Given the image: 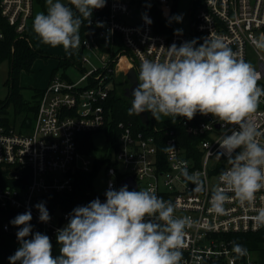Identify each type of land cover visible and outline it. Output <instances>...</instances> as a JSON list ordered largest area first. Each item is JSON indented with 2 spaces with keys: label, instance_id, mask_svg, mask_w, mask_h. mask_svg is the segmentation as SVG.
<instances>
[{
  "label": "built area",
  "instance_id": "2783aa9c",
  "mask_svg": "<svg viewBox=\"0 0 264 264\" xmlns=\"http://www.w3.org/2000/svg\"><path fill=\"white\" fill-rule=\"evenodd\" d=\"M132 1L106 0V5L97 9L99 30L96 35L87 33L80 43L84 54L77 69H81L82 75L76 81L60 75L52 77L42 90L33 122L20 131L6 128L0 115L2 230L17 234L19 228L10 222L18 214L31 210L32 233L48 235L53 255H59L56 232L65 227L72 211L62 209L61 200L55 196L72 192L76 173L102 170L106 177L102 191H95L93 186L101 202L106 201L105 193L110 185L118 190L126 180L130 191L152 188L157 196L175 205L176 217L191 218V227L185 229L181 264H264V227H254L251 219L255 209L264 207V190L257 193L254 208L241 207L233 199L225 204L224 215L210 211L219 174L230 167L225 156L215 157L221 151L217 142L226 129L210 114L201 115L196 123L184 122L187 133L199 138L198 160L186 151L173 130L163 131L153 125L152 118L148 125L141 124L142 130L119 122L118 145L105 151L103 157L98 155L101 149L97 154L96 149L83 154L78 148L80 134L102 132L108 124L104 103L112 90L111 74L120 68L124 58L139 74L143 59L164 61L168 58L167 48L173 43L179 46L193 36L203 43L210 35L220 36L239 58L250 64L255 59L257 83L264 88V52L252 43L264 35V0H192L196 10L190 19L191 37L173 28L168 35L155 32L152 14L142 3ZM147 1L162 12L171 10L169 0ZM32 11L33 0H0V17L14 27L19 37L24 34ZM145 16L151 23L146 22ZM255 32H259V37ZM2 37L0 33V40ZM100 42L114 50L101 52ZM119 42L120 50L117 49ZM248 47L254 51L253 61L248 59ZM88 54H94L103 65L84 71L85 65L91 64ZM87 80L89 84L83 85ZM253 119L264 132V97ZM259 139L264 144V137ZM167 146L175 150L165 152ZM112 157L115 162L111 161ZM181 162H186L189 174L199 173L205 184L204 191L195 192V185L180 174ZM41 202L50 215L47 223L39 220L35 207ZM2 214L6 216L3 221ZM227 234H253L262 244L247 248L248 255L237 258L232 252L236 238Z\"/></svg>",
  "mask_w": 264,
  "mask_h": 264
},
{
  "label": "clouds",
  "instance_id": "9594fccd",
  "mask_svg": "<svg viewBox=\"0 0 264 264\" xmlns=\"http://www.w3.org/2000/svg\"><path fill=\"white\" fill-rule=\"evenodd\" d=\"M105 5L106 0H68V4L46 0V12L35 15L32 29L43 44L62 46L71 54L80 47L84 21L90 23L93 10ZM175 19L179 22L182 17ZM252 43L264 51V35ZM167 49L164 61L142 60L128 115L150 112L157 121L165 117L175 123L177 117L192 120L197 113L210 114L226 129L217 142L221 151L215 157L225 156L230 165L219 174L210 211L224 215L225 204L233 199L241 207L254 208L257 193L264 190V144L259 139L264 132L253 119L264 88L258 86L254 67L220 36L210 35L199 46L193 39ZM174 150L173 146L164 149ZM179 171L195 185V192L205 190L199 173L189 174L186 162H181ZM105 195V202L96 198L72 210L65 227L57 229L56 256L48 235L32 233L31 210L18 214L10 223L19 228L20 246L9 257L10 264H181L185 229L193 223L190 217H176L175 205L152 188L130 191L127 185L118 190L110 185ZM35 207L39 220L49 222L44 203ZM255 211L251 217L254 227H264V207ZM232 245L237 258L248 255L244 246L235 241Z\"/></svg>",
  "mask_w": 264,
  "mask_h": 264
},
{
  "label": "trees",
  "instance_id": "16d2710c",
  "mask_svg": "<svg viewBox=\"0 0 264 264\" xmlns=\"http://www.w3.org/2000/svg\"><path fill=\"white\" fill-rule=\"evenodd\" d=\"M68 4V0H66ZM133 3H137L140 1H132ZM142 5L148 10L154 20V30L157 33H165L170 34L172 27L167 25L162 13L156 9L154 4L149 3L148 1H142ZM196 10V6L191 4L190 7V19H193V14ZM98 18L97 9L93 10L92 16L90 18V23L88 20H85L80 29V37L81 39L87 33H97L99 30V24L96 22ZM29 30V24L26 27L25 33L23 37H19L15 32L13 26H10L4 19L0 17V33H2V39L0 40V61L8 60L10 65L9 71V95L5 102L0 103V115L2 124L6 128H10V124L8 123V111L7 107L12 105L14 108L15 116H19L22 118V122L20 124V129L22 130L24 126H27L29 122H31V117L35 115L37 110V102L39 97L41 96L42 90H35L33 94V101L28 102L23 100L20 90L21 87L18 83V75L20 72H29L31 70V66L33 62L39 57H48L44 52L39 49H36L28 43L27 33ZM96 35V34H95ZM193 39H197V46L201 44L199 38L193 36L190 41ZM101 52H110L114 50L112 46H108L105 43L100 42ZM121 44L120 42L117 45V49L120 50ZM117 50V51H118ZM84 54V50L80 46L78 50H74L71 54L64 58L58 59V67L67 68L70 65H74L75 67L80 66L81 57ZM138 76V75H137ZM131 107L130 101L121 99L119 93L110 92L106 102L104 103V109L106 111V116L108 119V124L102 128V131L105 132L107 138L111 144V148H116L118 145V129L117 124L119 122L130 123L134 129L142 130L144 127L141 125L140 120L137 115H128V109ZM32 115V116H30ZM150 117L153 119V125L158 128H161L163 131L165 129L173 130L176 135L180 138L181 145L186 149V151L192 155H196V159L198 160V151L197 144L199 138L189 135L187 133L186 125L191 123H196L201 114L197 113L192 120H188L185 117H177L176 122L173 123L170 118L162 117L160 121H157L151 113H149ZM186 122V125L184 124ZM92 134L93 133H82L78 136V148L81 153L88 154L93 149L92 144ZM96 176V171L89 173H81L78 172L75 175V183L74 189L70 193H63L57 195L58 199L62 202V209L64 210H73L77 206H86L91 201L96 198L93 190V178ZM5 214H2L1 221L5 220ZM227 237H235L237 244L244 246L245 248L251 249L256 247L260 243L262 244V240L257 239V237L253 234H227ZM26 239H30V236ZM20 243L17 239L16 234H8L5 233L0 226V264H10L9 257L14 255L16 250L19 248Z\"/></svg>",
  "mask_w": 264,
  "mask_h": 264
},
{
  "label": "rangeland",
  "instance_id": "374dc122",
  "mask_svg": "<svg viewBox=\"0 0 264 264\" xmlns=\"http://www.w3.org/2000/svg\"><path fill=\"white\" fill-rule=\"evenodd\" d=\"M140 1L141 3L143 0H136ZM145 1V0H144ZM147 1V0H146ZM62 3H67L66 0H61ZM171 5V10L162 12V16L167 25H170L174 30H180L179 32L184 33L188 37H191V27H190V7L192 0H169ZM46 12V0H33V11L32 16L29 20V30L27 33V40L30 46L41 50L48 57H39L37 58L29 72H20L18 75V83L21 87L20 94L23 100L32 102L33 101V94L34 91L44 90L47 86L49 80L54 77L55 75H60L63 77H68L72 81H76L81 75V69H77L79 67H75L74 65H70L67 68H59L58 67V59L64 58L68 55V52L60 47L53 48L49 45L43 44L37 35L34 33L32 29L33 19L37 13ZM181 16L182 20L177 22L175 17ZM25 33V31H24ZM256 37H259V32H255ZM24 34L22 35V37ZM21 38V37H20ZM248 59L253 61V54L254 51L252 48L248 47ZM264 52V51H260ZM91 64H86L84 71H89L93 66L101 67L103 64L94 54H88ZM124 62L120 63L119 69H114V72L111 74V81H112V92L119 93L121 99L127 100L123 97L122 92L123 89L127 86V81L125 79V72L128 70L130 64L127 62L126 58L123 59ZM106 62V60H104ZM251 61V62H252ZM254 68H257V63L254 61L251 63ZM9 71L10 65L8 60L0 61V103L5 102L8 95H9ZM137 74V73H136ZM138 75V74H137ZM89 80H87L83 85H88ZM40 98V97H39ZM39 100V99H38ZM38 103V102H37ZM8 111V123L10 126L16 128L17 130L20 129V124L22 122V118L19 116H15L14 108L12 105L7 107ZM150 112H148L149 120H150ZM32 116V115H30ZM34 116L31 117V121H34ZM92 144L93 149L95 150V154H97L98 150H103L101 153L98 152V155L103 157L104 152L111 148V144L107 138V135L104 131L92 134ZM112 162H115V158H111ZM106 177L104 175V171L100 170V172L96 173V176L93 178V186L95 191L100 192L105 184Z\"/></svg>",
  "mask_w": 264,
  "mask_h": 264
},
{
  "label": "water",
  "instance_id": "95a60500",
  "mask_svg": "<svg viewBox=\"0 0 264 264\" xmlns=\"http://www.w3.org/2000/svg\"><path fill=\"white\" fill-rule=\"evenodd\" d=\"M125 79L127 81V86L123 89L122 95L126 99H128L131 103L132 99V90L137 87L138 85V79H137V74L135 72V69L133 67H130L126 72H125ZM140 123L143 125H148L149 123V116L148 112L141 113L138 116ZM127 181L124 180L122 181L123 185H126ZM135 187V185H133ZM31 239V238H30Z\"/></svg>",
  "mask_w": 264,
  "mask_h": 264
},
{
  "label": "bare ground",
  "instance_id": "6f19581e",
  "mask_svg": "<svg viewBox=\"0 0 264 264\" xmlns=\"http://www.w3.org/2000/svg\"><path fill=\"white\" fill-rule=\"evenodd\" d=\"M124 62V60H122V63ZM120 67V66H119Z\"/></svg>",
  "mask_w": 264,
  "mask_h": 264
}]
</instances>
